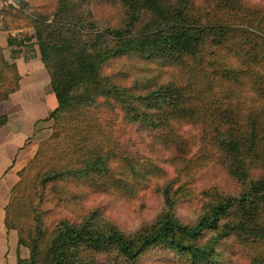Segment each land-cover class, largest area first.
<instances>
[{
  "label": "trees",
  "instance_id": "16d2710c",
  "mask_svg": "<svg viewBox=\"0 0 264 264\" xmlns=\"http://www.w3.org/2000/svg\"><path fill=\"white\" fill-rule=\"evenodd\" d=\"M106 1L121 12L117 24L98 26L76 0H55L50 12L26 11L22 0L0 7L4 29H32L6 36L7 45L15 46L10 53L33 38L49 82L44 119L52 120L51 132L30 162L49 147L50 155L40 161L49 166L37 176L39 193L53 197L61 183L60 192L78 210L88 191L127 199L146 178H152L161 204L150 222L132 230L92 209L78 221L59 219L40 238L23 234L12 195L2 223L15 228L17 243L28 248L16 264H142L145 253L164 247L175 264H224L222 244L229 238L237 249H249L248 264H264L258 249L264 246L263 9L241 0ZM134 57L149 67L148 74L130 78L116 67ZM19 78L16 63L0 47V101L18 89ZM98 98L110 116L82 123V111ZM119 111L143 128L149 142L172 140L175 122L197 123L199 146L190 154L181 143L172 175L165 177L156 162L114 134ZM5 121L1 114L0 124ZM217 157L238 191L189 194L195 172ZM180 198L198 201L186 222L175 214Z\"/></svg>",
  "mask_w": 264,
  "mask_h": 264
},
{
  "label": "rangeland",
  "instance_id": "374dc122",
  "mask_svg": "<svg viewBox=\"0 0 264 264\" xmlns=\"http://www.w3.org/2000/svg\"><path fill=\"white\" fill-rule=\"evenodd\" d=\"M24 1L23 8L28 11L32 9H41L50 12L54 8L55 0H22ZM80 3V9L88 13L97 23L98 26L105 24H117L121 18L120 10H117L110 1L106 0H76ZM243 3L262 8L264 11V0H241ZM14 4L19 5L18 3ZM23 22V21H22ZM12 56H21L24 60L31 55V51L26 49L19 52L12 51L9 54ZM134 58H125L121 62L116 63L121 71L128 74V77L135 78L137 76H144L148 74L149 67L143 62ZM110 69V64L105 67V70ZM30 79V78H29ZM41 88H38L36 93L40 99H44L50 91L48 77L46 72L38 76ZM30 82L28 79H23L20 92L13 97L0 101V115L6 114L7 111L19 114L18 110L25 105L26 102H32L29 97L27 98V86ZM34 93V92H33ZM35 94V93H34ZM25 102H22V100ZM30 109V108H29ZM32 109V108H31ZM30 116V111H28ZM119 111L116 121L113 125L114 134L118 137L121 143L130 150L137 151L145 157L152 159L164 171L165 177L172 175L173 164L171 163L172 156L178 154L181 143H185L190 154L196 152L199 146V125L197 123L184 122L173 123L172 140L167 138H155L149 142L146 132L143 128H139L136 124L125 121L121 118ZM46 115L39 121L33 129L31 135L28 137V142L33 143V147L29 149L27 159L15 171V180L8 188L0 189V264H16V257H26L28 255V248L25 245L17 243V233L15 228L6 229L2 224L3 207L14 196L16 202L17 212L15 215L18 218V223L23 228L24 235L45 237L46 231H51L55 223L62 218H66L71 222L81 219V215L86 211L94 209L100 214V217L105 216L107 219L115 222L121 229L128 231L133 228L150 222L156 210L161 204V197L153 188L151 179H142L135 185L136 189L132 196L127 199L115 197L113 194L99 191H88L83 196L82 203L78 210L75 205H72L65 197V194L60 190L64 189L61 183H58L57 191L54 190L53 197H49L46 193H39L37 176L38 174L47 169L48 166L40 163L43 156L46 157L49 147L38 156L37 160L30 162L38 143L45 140L52 127L51 119H44ZM110 116L107 106L101 98H98L94 106L84 109L79 118L82 123L90 122L94 124L99 120H103ZM161 132L166 131L160 129ZM176 134L179 136H176ZM25 141V140H24ZM2 148L0 147V150ZM3 151V149H2ZM1 160V158H0ZM30 163V164H29ZM260 170L251 169V174H259ZM59 189V190H58ZM190 190L189 194L195 193L196 195L207 196L213 192L220 195H227L238 191L237 182L225 171L223 160L217 157L214 162L209 165L199 168L195 174L194 179L187 188ZM71 200V199H70ZM198 206L196 200H182L178 199L175 207V214L182 221H188L194 216V210ZM27 232L25 233V231ZM250 245V244H249ZM223 253L225 256L224 264H248L249 249L240 247L237 249L236 241L233 238L226 239L223 244ZM157 249V248H156ZM260 252H264V246L258 247ZM174 256L171 251L164 248H158L149 253H145L141 257L142 264H175L167 261L168 257ZM172 260V257H170ZM178 264V263H177Z\"/></svg>",
  "mask_w": 264,
  "mask_h": 264
},
{
  "label": "crops",
  "instance_id": "0c3cea01",
  "mask_svg": "<svg viewBox=\"0 0 264 264\" xmlns=\"http://www.w3.org/2000/svg\"><path fill=\"white\" fill-rule=\"evenodd\" d=\"M7 2L16 6L12 0H0V7ZM31 32L32 29L26 26L12 30L4 29L1 23L0 12V47L2 48L4 57L16 63L18 73L20 74L18 89L10 93L8 98H15L14 96H17V93L20 92L23 79H28L30 83L26 89L27 98L29 97V99L32 100L30 103L26 102L25 105L22 104V107L18 110L19 114L14 113L15 111H7L6 121L0 124V147L3 149V151L2 149L0 150V189L8 188L15 180V171L27 159L29 149L33 147L32 142L27 143L26 141L36 124L41 121L48 111L44 99H40L39 95L36 93V91H38L37 89L41 88L38 76H41L45 70L39 60L36 44L31 43L33 38L29 40L24 39L26 44L18 47L21 48L22 51L26 49L31 51V55H28L29 57H27V59L24 60L21 56L11 57L8 55L11 48H15V46L7 45L6 36L8 34L12 36H22L23 33L28 35ZM22 102L25 101L22 100ZM28 111H30V116L28 115ZM0 211L2 213V209H0Z\"/></svg>",
  "mask_w": 264,
  "mask_h": 264
},
{
  "label": "water",
  "instance_id": "95a60500",
  "mask_svg": "<svg viewBox=\"0 0 264 264\" xmlns=\"http://www.w3.org/2000/svg\"><path fill=\"white\" fill-rule=\"evenodd\" d=\"M15 3H18L19 2V0H13Z\"/></svg>",
  "mask_w": 264,
  "mask_h": 264
}]
</instances>
